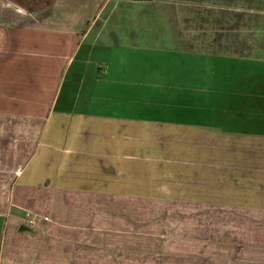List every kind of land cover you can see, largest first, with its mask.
<instances>
[{
	"label": "crops",
	"instance_id": "crops-1",
	"mask_svg": "<svg viewBox=\"0 0 264 264\" xmlns=\"http://www.w3.org/2000/svg\"><path fill=\"white\" fill-rule=\"evenodd\" d=\"M186 20L0 0V264H264V81L205 51L176 78Z\"/></svg>",
	"mask_w": 264,
	"mask_h": 264
},
{
	"label": "rangeland",
	"instance_id": "rangeland-1",
	"mask_svg": "<svg viewBox=\"0 0 264 264\" xmlns=\"http://www.w3.org/2000/svg\"><path fill=\"white\" fill-rule=\"evenodd\" d=\"M159 3L167 4L171 13L178 17H191L199 22L201 19L206 20L203 35L197 32L200 31L197 26L189 25L188 20L177 22L175 26L159 23L160 28L162 26L168 30L162 31L167 32L163 37H171L170 31L172 35L176 33L178 38L185 39L188 45H194V49L186 57L184 54L164 56L172 58V62L169 60L168 64L177 66L178 71L172 70L176 78H182L179 70L186 68V63H205L200 57L205 51L210 56L206 61L210 69L217 64L216 58L219 56L224 58L225 76L242 82L248 79L264 81V0H159ZM195 41L202 43L197 46ZM184 47L183 43L177 50L182 51ZM249 70L251 71L248 72ZM242 91H249V88ZM252 91L264 95L263 86Z\"/></svg>",
	"mask_w": 264,
	"mask_h": 264
},
{
	"label": "built area",
	"instance_id": "built-area-1",
	"mask_svg": "<svg viewBox=\"0 0 264 264\" xmlns=\"http://www.w3.org/2000/svg\"><path fill=\"white\" fill-rule=\"evenodd\" d=\"M26 218H27V221H28V224L30 225V226H34L35 225V220L33 219V217H32V214L30 213V212H27L26 213Z\"/></svg>",
	"mask_w": 264,
	"mask_h": 264
}]
</instances>
